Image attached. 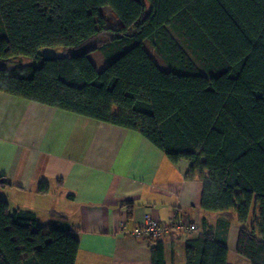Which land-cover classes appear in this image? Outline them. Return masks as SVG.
<instances>
[{
  "label": "trees",
  "instance_id": "1",
  "mask_svg": "<svg viewBox=\"0 0 264 264\" xmlns=\"http://www.w3.org/2000/svg\"><path fill=\"white\" fill-rule=\"evenodd\" d=\"M0 92L136 130L189 160L217 220L187 238L186 264H228L232 221L238 253L264 264V0H0ZM54 213L45 227L0 196V264H76L80 238ZM152 250L165 264L162 241Z\"/></svg>",
  "mask_w": 264,
  "mask_h": 264
},
{
  "label": "crops",
  "instance_id": "2",
  "mask_svg": "<svg viewBox=\"0 0 264 264\" xmlns=\"http://www.w3.org/2000/svg\"><path fill=\"white\" fill-rule=\"evenodd\" d=\"M190 169L136 130L0 92V177L9 181L0 196L45 227L63 213L80 238L76 264H154L158 241L165 264H186L187 238L203 218L217 220L201 207L202 180ZM147 214L198 230L151 240L135 231ZM239 229L232 221L228 264H251L237 251Z\"/></svg>",
  "mask_w": 264,
  "mask_h": 264
},
{
  "label": "built area",
  "instance_id": "3",
  "mask_svg": "<svg viewBox=\"0 0 264 264\" xmlns=\"http://www.w3.org/2000/svg\"><path fill=\"white\" fill-rule=\"evenodd\" d=\"M174 228H179L188 232H194L198 230L196 223L170 222L166 224L147 214L143 225L138 227L135 231L139 234H145L146 236L159 238L162 235L169 233Z\"/></svg>",
  "mask_w": 264,
  "mask_h": 264
},
{
  "label": "rangeland",
  "instance_id": "4",
  "mask_svg": "<svg viewBox=\"0 0 264 264\" xmlns=\"http://www.w3.org/2000/svg\"><path fill=\"white\" fill-rule=\"evenodd\" d=\"M104 10H105L107 16L110 17V19H112V23H113V24H116V23H117V19L113 16V14H112V12H111V8L108 7V6H106V7H104ZM145 45H146L148 51L152 54L153 58L156 60V62H157L161 67L166 68V67H167V64H166V63L164 62V60L158 55V53L154 50V48H153V46L151 45V43L148 42V41H146V42H145ZM44 52H46V53H54V52L59 53V52H61V51H60V50H54V49H51V48H46V49H44ZM91 57L94 59L96 65H97L98 67L101 68V67H103V66L105 65V64H104V63H105V62H104L105 59L103 58V54L101 53L100 49H97V50L93 51V52L91 53ZM27 60H30V58H27ZM245 257H246V256H245ZM243 259H245V258H243ZM244 262H247V260L244 261ZM242 264H243V263H242Z\"/></svg>",
  "mask_w": 264,
  "mask_h": 264
}]
</instances>
